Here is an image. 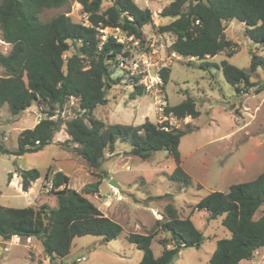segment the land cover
Segmentation results:
<instances>
[{
  "label": "trees",
  "instance_id": "trees-1",
  "mask_svg": "<svg viewBox=\"0 0 264 264\" xmlns=\"http://www.w3.org/2000/svg\"><path fill=\"white\" fill-rule=\"evenodd\" d=\"M69 0H0V30L2 39L12 45L8 53L0 51V109L8 104L13 114H20L37 103L46 114L32 128L21 131L16 154L38 152L55 140L64 128L69 138L62 143L70 146L78 156L95 170H100L107 152H114L117 142H128L130 153L148 159L154 152L165 150L176 162L171 179L188 187L191 176L182 167L180 143L191 130L147 118L141 124L107 122L95 115L98 106L109 101L108 90L122 82L114 76L117 56L123 45L112 36L103 40L101 28L119 27L124 33L145 40L144 28L154 24L150 8L140 7L135 0H112L104 8V0H76L81 4L88 22H78L66 12L49 20L40 13L47 8L64 7ZM171 21L157 27L158 32L174 36L170 50L183 57L198 60L225 53L231 57L237 52V43L229 38L226 29L236 19L245 24V35L264 46V0H172L160 12ZM67 52L71 54L66 55ZM194 61H188L191 65ZM206 64H201V67ZM209 65V63H207ZM226 80L239 94H248L257 82L252 78L264 69V54L251 51L247 68H240L227 59L217 65ZM163 88L171 77V69L161 72ZM132 99L145 94L138 79L129 77ZM263 88H258L259 92ZM71 97L75 98L70 104ZM71 111L70 117L61 112ZM168 117L197 118L201 111L196 98L188 93L178 104L164 106ZM189 125V124H188ZM167 127V129L165 128ZM72 144V145H71ZM2 151H6L0 146ZM102 178L108 177L104 171ZM20 184L28 191L41 177L36 168L18 171ZM13 178L10 174L9 181ZM45 180L53 184L52 193L57 206L42 203L39 206L10 207L0 204V237L10 240L15 236L32 237L40 241L49 264H62L56 259L67 256L76 236L95 235L104 242L117 239L123 226L106 215L87 194L99 191L101 180L89 184L83 192L70 187L71 177L62 170L50 167ZM264 204V171L256 178L232 184L227 192L211 191L196 208L209 212L210 219L224 216L223 224L232 232L230 238L218 240L210 257L211 264H240L251 260L264 247V213L255 218ZM162 231L170 237H159ZM126 239L143 251L138 264H172L184 247L197 246L204 240L203 231L190 217L181 218L169 204L157 227L146 233L126 232ZM162 249L155 255L153 242Z\"/></svg>",
  "mask_w": 264,
  "mask_h": 264
},
{
  "label": "rangeland",
  "instance_id": "rangeland-1",
  "mask_svg": "<svg viewBox=\"0 0 264 264\" xmlns=\"http://www.w3.org/2000/svg\"><path fill=\"white\" fill-rule=\"evenodd\" d=\"M171 1L135 0L140 7L150 8L153 12L154 24L144 28L146 37L158 32L155 25L171 21V18L160 14ZM111 3L112 0H104L103 7ZM61 12H66L75 21L88 22L87 15L76 0H69L61 8L44 9L40 17L46 21ZM245 27V24L234 19L226 29L227 36L237 43V52L231 57L219 53L203 60L194 57L173 60L171 77L163 90L164 99L175 105L190 93L197 100V107L201 111L199 117L164 118L154 99L146 93L132 99L130 76L120 68H116L114 76L123 75L122 82L108 90V103L95 110L96 116L111 123L141 124L149 118L154 122L167 120L182 129L190 127L191 130L181 139L180 152L182 167L191 176L192 185L185 187L171 179L176 162L167 151H157L148 159H143L129 152L128 142H117L115 151L107 152L100 170H95L70 150V146L60 143L69 138L64 128L56 133L55 140L44 149L18 155L15 152L21 131L34 127L40 117L46 114L37 103L20 114H13L9 105L4 104L0 109V146L6 151L0 149V204L26 207L46 202L57 206L52 189H48L51 181L45 180V174L50 167L57 171L64 166L71 177L70 187L79 192L101 180V193L87 195L105 214L119 222L124 232L110 242H104L102 237L95 235L76 236L69 254L56 259V262L138 264L143 251L126 239V232L151 231L157 227L158 219L164 217L166 206L172 204L179 217H190L204 234L199 247H184L174 257L172 264H211L210 257L218 240L230 238L232 232L223 224L224 216L210 219L209 212L197 209L196 205L211 191L227 192L232 184L250 181L264 171V69L260 68L252 78L258 83L257 86L248 94H239L217 66L227 59L240 68H247L251 51L264 54V46L249 39L245 35ZM165 41L173 42L174 36L168 33ZM11 47L2 39L0 30V51L8 53ZM69 54L71 52L66 55ZM190 60L194 61L191 65L188 64ZM204 63L206 65L201 67ZM3 73L0 67V75ZM258 88L263 89L257 92ZM60 115L70 117L71 111L61 112ZM31 168L38 169L41 177L33 183V189L27 192L19 184L21 178L18 171ZM104 171L108 172V177L102 178ZM10 174H13L11 181ZM111 179L119 187L110 184ZM110 187L113 191L108 194ZM263 213L264 204L257 209L255 218ZM170 236V232L161 230L159 233L161 238ZM161 249L162 245L155 240V255H159ZM0 264H49V258L40 241L35 238L28 241L27 238L16 236L10 240L0 237ZM240 264H264V247L256 252L253 259L243 260Z\"/></svg>",
  "mask_w": 264,
  "mask_h": 264
},
{
  "label": "built area",
  "instance_id": "built-area-1",
  "mask_svg": "<svg viewBox=\"0 0 264 264\" xmlns=\"http://www.w3.org/2000/svg\"><path fill=\"white\" fill-rule=\"evenodd\" d=\"M102 39L106 40L112 36L117 42L123 45V52L117 56V66L128 76L138 79L143 85L145 93L152 97L159 111L164 113V106L167 104L163 95V78L161 72L172 65L174 59H181L183 56L174 50H170L172 42H166L168 33L152 32L142 41L134 35L124 33L119 27H105L100 29ZM75 98L71 97L70 104H74ZM167 121V120H166ZM165 122V121H161ZM167 129V127H165ZM52 182L48 189H52ZM18 237V236H16ZM20 238V237H19ZM32 237H28L30 241ZM86 257H83L85 259Z\"/></svg>",
  "mask_w": 264,
  "mask_h": 264
},
{
  "label": "crops",
  "instance_id": "crops-1",
  "mask_svg": "<svg viewBox=\"0 0 264 264\" xmlns=\"http://www.w3.org/2000/svg\"><path fill=\"white\" fill-rule=\"evenodd\" d=\"M244 24V23H243ZM41 118V117H40ZM38 122V121H37ZM113 154V153H112ZM59 170H62V171H64V173H66V174H68L67 173V171H66V169L64 168V166H63V168H60ZM69 175V174H68ZM19 184H20V181H19ZM20 186H21V184H20ZM119 187V186H118ZM33 189V185H32V187L27 191V192H30L31 190ZM112 188L110 187V190H109V192H108V194H111L112 193ZM96 193H101V190H100V188H99V191L98 192H96ZM96 193H94V194H96ZM88 196V195H87ZM89 197V196H88ZM106 215H108L109 217H111V215H109V214H106ZM111 218H113V217H111ZM115 220V219H114Z\"/></svg>",
  "mask_w": 264,
  "mask_h": 264
},
{
  "label": "water",
  "instance_id": "water-1",
  "mask_svg": "<svg viewBox=\"0 0 264 264\" xmlns=\"http://www.w3.org/2000/svg\"><path fill=\"white\" fill-rule=\"evenodd\" d=\"M110 184H112L113 186L118 187V184L113 179L110 180Z\"/></svg>",
  "mask_w": 264,
  "mask_h": 264
}]
</instances>
